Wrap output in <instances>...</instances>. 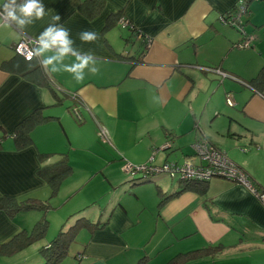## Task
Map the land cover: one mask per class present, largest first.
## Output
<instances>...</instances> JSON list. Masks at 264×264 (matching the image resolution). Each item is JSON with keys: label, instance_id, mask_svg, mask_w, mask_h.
<instances>
[{"label": "crops", "instance_id": "1", "mask_svg": "<svg viewBox=\"0 0 264 264\" xmlns=\"http://www.w3.org/2000/svg\"><path fill=\"white\" fill-rule=\"evenodd\" d=\"M81 1L41 0L46 12L42 20L24 30L15 24L0 27V135L8 134L0 148V199L45 200L48 185L37 173L42 166L38 154L55 153L46 164L67 154L74 171L53 206L62 202L66 207L64 200L80 191L79 184L100 179L102 193L98 185L89 187L78 207L62 215L68 221L79 215L93 222L109 220L79 243L75 262L67 264H135L142 257H148L147 264H165L177 254L219 244L216 254L184 264H264V204L242 184L214 177L205 195L185 191L159 209L158 187L170 194L182 184L163 187L158 179L133 183L121 168L123 160L149 162L154 151V164L182 162L204 136L264 189V90L249 85L264 67V0H245L246 29L256 36L246 48L235 45L241 33L221 21L240 0H106L92 19L78 10ZM5 3L0 0L1 11ZM118 11L136 32L121 24L104 30L108 17ZM56 15L60 20L55 23L70 30L73 46L91 51L100 69L95 75L85 69L83 83L71 73L48 71L66 96L62 104H55L47 88L1 67L17 53L13 44L23 33L37 38ZM84 30L95 31L99 39L82 42L78 34ZM138 31L153 39L148 48ZM73 62L74 56L64 61ZM228 94L233 105L227 103ZM37 108L58 119L35 127L34 143L17 149L11 133ZM99 126L108 131L110 144L99 140ZM166 143L170 147L162 149ZM133 197L138 203L128 200ZM40 217L36 210L10 217L0 209V242L32 230ZM24 250L0 261L43 264L41 254L30 260L21 256Z\"/></svg>", "mask_w": 264, "mask_h": 264}, {"label": "trees", "instance_id": "2", "mask_svg": "<svg viewBox=\"0 0 264 264\" xmlns=\"http://www.w3.org/2000/svg\"><path fill=\"white\" fill-rule=\"evenodd\" d=\"M105 6L106 0H82L78 5V10L86 17L92 19L99 15L103 11ZM1 8L3 9V7ZM233 8L228 12L232 11ZM121 16L122 12L120 11L111 14L107 19L104 30L106 31L107 29L117 25ZM134 31L135 29L133 30V32ZM1 67L7 71L18 73L23 78L33 82L34 84L47 88L55 98V104H62V102L66 98V96L60 94V90L57 88V86H55L49 72L45 71V69L39 62V59L36 57L28 60L26 57L16 53L12 58L4 61ZM249 85L257 92H262L264 90V67H262L258 74L253 79H251ZM53 119L58 118L52 115L45 114L44 108H37L29 116L21 120L15 126L13 132L11 133L16 148L24 149L32 145L34 143L32 137L34 128ZM7 135L8 134L5 132H2V134L0 135V148L3 147V139ZM54 155L55 153L39 152L38 154L42 166L39 168L37 173L46 181L47 185L51 187V197H54L56 194H58L64 180L71 176L74 171L67 154H61V158L58 161L46 164V162ZM160 174L166 173H144L143 176L134 177V175H131L133 177L129 178L133 183H142L145 181H153L155 180V176ZM179 181L182 184L181 188L170 194L165 193L158 187V195L160 196V201L158 203L159 209L162 208L170 199L180 195L185 191H194L201 195H205L207 193L208 181L182 179H180ZM0 209L4 210L10 217H15L18 213L25 211L36 210L43 212L42 218L39 219V221L34 225L31 231L23 229L16 233L9 240L0 242V257L13 256L23 249L29 247L30 245L43 240L46 237L50 227V221L45 214L53 209V206L51 205L49 200H41L36 198L19 199L16 197L4 196L0 199ZM108 221L109 220L107 218L103 221L100 220L99 222H93L86 216L79 215V217L72 225H70L66 230L62 228L60 232L48 244L43 245L40 248V254L44 259L43 264H61L64 258L68 256L69 248L76 241L77 236L82 229H88L90 232H94L96 229L106 226L108 224ZM220 249L221 245L219 244L186 253H180L174 256L165 264H184L192 259L214 255L219 252ZM147 262L148 257H142L135 264H147Z\"/></svg>", "mask_w": 264, "mask_h": 264}, {"label": "built area", "instance_id": "3", "mask_svg": "<svg viewBox=\"0 0 264 264\" xmlns=\"http://www.w3.org/2000/svg\"><path fill=\"white\" fill-rule=\"evenodd\" d=\"M1 11V10H0ZM249 13L248 4L245 0H240L234 6L233 10L226 12L221 16L223 23L235 27L242 35V39L235 45L239 48L251 47L256 39L253 33H249L246 29V16ZM123 27L135 29L129 20L122 16L118 22ZM137 37L143 41V46L148 48L153 39L141 31L136 33ZM36 38L28 33H23L21 39L13 44V49L20 55L27 58L29 51L36 45L34 43ZM221 73L224 76H229L228 73L221 69L204 67ZM227 103L233 105L234 101L230 94L227 95ZM75 117L79 122L83 121V115L78 108L74 110ZM98 137L102 143L110 144L111 139L108 131L103 127L98 128ZM170 143L163 145L162 149H168ZM243 150L247 151V148ZM150 161L144 164H132L127 160H123L121 168L125 173L135 175L137 173L159 174L166 173L171 176H178L182 180H199L209 181L214 177H223L233 182H237L246 187L253 195H255L264 204V189H262L251 177V175L228 155L210 142L204 136L193 143V154L187 157L182 162H165L162 165L152 163L154 154Z\"/></svg>", "mask_w": 264, "mask_h": 264}, {"label": "clouds", "instance_id": "4", "mask_svg": "<svg viewBox=\"0 0 264 264\" xmlns=\"http://www.w3.org/2000/svg\"><path fill=\"white\" fill-rule=\"evenodd\" d=\"M45 15V6L41 0H20V2L7 0L0 11V27L15 24L18 29L24 30L36 20H42ZM59 20V15L52 17L53 23H50L35 39L36 46L29 51L27 59L36 57L46 72H68L77 83H83L86 76L85 69L92 75L99 73L97 59L91 51L82 53L73 46L74 40L71 38L70 30L55 23ZM78 35L85 43L99 39L98 34L90 30H84ZM69 56H74L75 62L64 63Z\"/></svg>", "mask_w": 264, "mask_h": 264}, {"label": "rangeland", "instance_id": "5", "mask_svg": "<svg viewBox=\"0 0 264 264\" xmlns=\"http://www.w3.org/2000/svg\"><path fill=\"white\" fill-rule=\"evenodd\" d=\"M171 157H172L171 159H173L175 156L173 155ZM148 161H150V157H149ZM152 163H154V162H152ZM125 175H127L128 177H133V176L129 175L128 173H126ZM143 175H144V173L140 172V173L135 174L134 177H140V176H143ZM156 179L160 180L158 183L161 186H163V187L164 186H168L169 187L172 184L177 185L180 182L179 181L180 179H179L178 176H171V175H168V174H162L160 177L155 178V180ZM93 185H98L100 187L98 192L102 193V191H104V187H103L104 184L101 182L100 179L94 180L91 183H86L85 182L83 184H79L80 191L77 192L76 194H74L75 192H73V194L69 198H66L67 200H64V201H68V205L65 207V205H63L62 202H61L60 204L55 206L56 208L53 206L52 200H53L54 197L57 196V194L54 197H51L52 189H51L50 186H47L46 193H44L43 197L45 198V200H49L51 205L53 206V209H51L50 212L45 214L46 217L50 221V227H49L48 233H47L46 237L43 240H41L40 242L35 243L33 245H30L29 247L25 248V250L23 249L24 253L21 254V256L29 257L30 260L33 259L34 257H37V255L40 254V248L43 245L48 244L60 232V230L62 228L64 230H66L69 227V225L73 224L75 220L74 221L73 220L68 221L69 219H65L66 218L65 216H67L69 214V211L71 212V211H73L74 209H76L78 207V206H75V205L77 203H78L77 205H79V201H81V199L85 198V196L88 194L89 187H91ZM147 185H149V184H147ZM64 186L65 187L67 186V182L64 183ZM142 186H146V185H142ZM153 187L157 190V187H156V185L154 183H153ZM128 200H132L133 203H138V199L136 197L130 198ZM261 203H262V201H261ZM55 204H56V201H55ZM65 210H67V215H65L63 217L62 214H63V212H65ZM40 214H41V217L39 219L42 218L43 212L40 211ZM83 230H85V229H82L79 232L76 241L69 248L68 256L64 258V260H63V262L61 264H67L68 262H75L74 256L78 252L79 243L81 241H85L87 239V237H89V235H90L89 233H91V232L83 231ZM261 251H262L263 256H264V244L263 243L261 244ZM8 257H11V256H7L5 258H8ZM12 262H13L12 259H7V261H0V264H11Z\"/></svg>", "mask_w": 264, "mask_h": 264}]
</instances>
